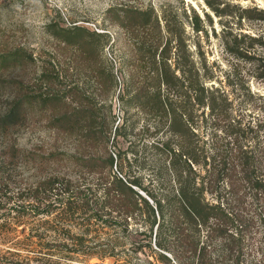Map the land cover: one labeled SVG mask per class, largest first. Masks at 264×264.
Here are the masks:
<instances>
[{"label":"trees","instance_id":"16d2710c","mask_svg":"<svg viewBox=\"0 0 264 264\" xmlns=\"http://www.w3.org/2000/svg\"><path fill=\"white\" fill-rule=\"evenodd\" d=\"M131 17L147 23L146 12ZM166 28L160 53L159 48L139 49L143 65L150 54L154 83L140 87L133 98L154 122L141 133L157 139L158 170L145 176L132 166L128 150L111 149L113 129L100 120L96 100L79 89L76 108L68 110L65 98L31 96L21 86L13 104L0 113V220L26 211L32 217L78 215L89 233L119 235V248L126 253L120 264H264L263 127L232 118L228 97L219 100L218 90L205 86L210 77L181 64L182 37L168 22ZM52 33L85 52L101 36L78 26ZM11 57L21 61L25 55L20 49ZM27 103L49 110L54 147L46 149L47 141L34 150L20 146L30 118ZM205 107L211 110L209 120L202 113L200 126L194 111ZM124 129L119 126V138L126 137ZM129 150L135 157L136 150ZM22 165L35 170L38 180L26 183Z\"/></svg>","mask_w":264,"mask_h":264},{"label":"rangeland","instance_id":"374dc122","mask_svg":"<svg viewBox=\"0 0 264 264\" xmlns=\"http://www.w3.org/2000/svg\"><path fill=\"white\" fill-rule=\"evenodd\" d=\"M136 11L146 12L145 26L132 21ZM167 22L182 37L181 64L210 77L205 86L218 90L219 100L228 97L232 118L262 126L259 139L264 140V0H0V113L13 104L21 86L31 96L65 98L68 110L76 108L79 89L96 100L100 120L113 129L111 149L128 150L134 169L151 175L160 166L159 152L153 148L157 139L141 132L154 122L140 113L133 98L140 87L154 83L150 54L143 65L139 49L159 48L160 53L167 42ZM194 25L203 31L196 32ZM74 26L101 34L91 50L69 47L64 36L52 33ZM20 49L25 55L21 61L11 57ZM176 53L174 49L172 64ZM26 109L30 118L19 136L20 146L34 150L47 141L46 149L54 147L49 110L32 103ZM210 112L196 108L197 124H203L202 113L209 120ZM119 126H124L125 138H119ZM129 149L136 150L135 157ZM21 169L26 183L38 180L35 170L25 165ZM80 223L78 215L32 217L28 211L0 220V264L124 263L119 235L109 230L89 233ZM60 245L68 249L61 251Z\"/></svg>","mask_w":264,"mask_h":264}]
</instances>
